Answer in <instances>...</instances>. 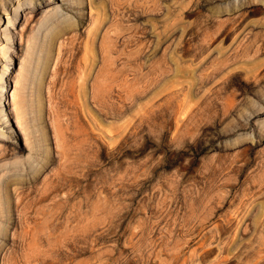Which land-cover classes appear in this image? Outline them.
<instances>
[{
    "label": "rangeland",
    "instance_id": "1",
    "mask_svg": "<svg viewBox=\"0 0 264 264\" xmlns=\"http://www.w3.org/2000/svg\"><path fill=\"white\" fill-rule=\"evenodd\" d=\"M0 17V264H264V0Z\"/></svg>",
    "mask_w": 264,
    "mask_h": 264
},
{
    "label": "bare ground",
    "instance_id": "2",
    "mask_svg": "<svg viewBox=\"0 0 264 264\" xmlns=\"http://www.w3.org/2000/svg\"><path fill=\"white\" fill-rule=\"evenodd\" d=\"M16 19L18 20V18H16ZM16 19L13 20V19L9 18L7 25L3 28V33H4V35H5L6 39H7L6 42L9 45V46L7 45L8 46L7 49H12V47L10 46V42H13V39H12L13 35H11V33H10V27L9 26H13V29H15L16 28L15 26H16V23H17ZM51 19H52V17H51ZM51 19H49L50 22H53V21H51ZM0 20H1V17H0ZM44 26H47V24L44 23ZM57 28L56 27H54V28L51 27L50 29H48L49 30V38L52 37V36H55L57 34ZM43 51L45 52L44 58H45V60H47L49 58V56H50V48H48V46H47V47L44 48ZM10 60H12V59L10 58ZM44 62H43V64H44ZM11 67H12L11 65L5 66L3 71H2V74L0 75V79H1V82H2V85H3V89H4V92L1 91V93H0V117H1V119L3 118L5 121H9L10 122V114H12L14 112L16 122L20 125V127L22 126V128H23V125H22L23 123L21 124V122H20V114H22V111L20 110V107H19V104H21L20 98H18L17 97V93L14 92V93H12V98L8 99V96H10L11 92L8 89L6 84L9 85L10 83L8 81L5 82V80H4V78L7 79L8 74L6 76V72H9ZM38 102H39L38 105L40 107L39 89H38ZM6 103L7 104L9 103V105L7 106ZM10 103H12V105ZM41 110H42V108H41Z\"/></svg>",
    "mask_w": 264,
    "mask_h": 264
}]
</instances>
